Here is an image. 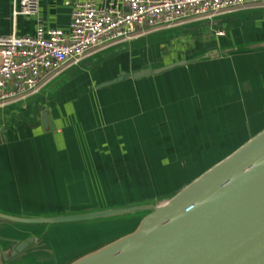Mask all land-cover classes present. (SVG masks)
<instances>
[{
    "label": "crops",
    "instance_id": "obj_1",
    "mask_svg": "<svg viewBox=\"0 0 264 264\" xmlns=\"http://www.w3.org/2000/svg\"><path fill=\"white\" fill-rule=\"evenodd\" d=\"M122 1L39 0L37 15L15 22L12 0H0V36H34L39 24L68 33L75 5ZM261 44L260 6L172 28L140 27L132 40L101 48L1 106L0 210L70 213L177 195L264 131ZM212 52L219 55L191 61ZM183 60L191 62L118 82ZM0 223L2 241L35 236L29 226ZM47 244L25 257L55 264Z\"/></svg>",
    "mask_w": 264,
    "mask_h": 264
},
{
    "label": "water",
    "instance_id": "obj_2",
    "mask_svg": "<svg viewBox=\"0 0 264 264\" xmlns=\"http://www.w3.org/2000/svg\"><path fill=\"white\" fill-rule=\"evenodd\" d=\"M214 53L191 61L219 55ZM190 62L126 74L118 82L148 79ZM131 219H140L134 231L70 264H264V131L170 198L70 213L0 210V222L47 230ZM34 243L32 238L14 248L11 258ZM4 261L9 262L6 253Z\"/></svg>",
    "mask_w": 264,
    "mask_h": 264
},
{
    "label": "built area",
    "instance_id": "obj_3",
    "mask_svg": "<svg viewBox=\"0 0 264 264\" xmlns=\"http://www.w3.org/2000/svg\"><path fill=\"white\" fill-rule=\"evenodd\" d=\"M253 6L264 7V0H123L104 8L77 4L68 33L39 24L34 36H0V107L37 92L47 79L101 48L132 40L140 27L172 28ZM38 8L39 0H12L13 20L35 16Z\"/></svg>",
    "mask_w": 264,
    "mask_h": 264
},
{
    "label": "rangeland",
    "instance_id": "obj_4",
    "mask_svg": "<svg viewBox=\"0 0 264 264\" xmlns=\"http://www.w3.org/2000/svg\"><path fill=\"white\" fill-rule=\"evenodd\" d=\"M139 222L140 220H123L87 223L56 226L49 230L46 227L31 228H34L35 236L40 238L38 244L43 242V244L50 245L51 249L49 250L54 259L56 258L55 264H70L103 245L132 232L138 227ZM64 256L66 258L63 260Z\"/></svg>",
    "mask_w": 264,
    "mask_h": 264
},
{
    "label": "flooded vegetation",
    "instance_id": "obj_5",
    "mask_svg": "<svg viewBox=\"0 0 264 264\" xmlns=\"http://www.w3.org/2000/svg\"><path fill=\"white\" fill-rule=\"evenodd\" d=\"M34 238L35 239V243L26 251L24 252L22 255H19L15 258H11L12 256V252L13 249L18 247L19 245L27 242L28 240ZM40 240V238L38 236H30L24 240H18V241H14V242H8V241H2L0 240V247L3 250L2 251V259H3V264H34V260L30 259V258H26L25 256L27 255V253L34 248V246H36L38 244V241ZM8 252V253H6ZM4 253L7 254V257L9 258V262L5 263L4 261ZM56 259V258H55ZM55 259L53 261V263L55 262Z\"/></svg>",
    "mask_w": 264,
    "mask_h": 264
},
{
    "label": "trees",
    "instance_id": "obj_6",
    "mask_svg": "<svg viewBox=\"0 0 264 264\" xmlns=\"http://www.w3.org/2000/svg\"><path fill=\"white\" fill-rule=\"evenodd\" d=\"M2 226H3V224H2V223H0V229L2 228Z\"/></svg>",
    "mask_w": 264,
    "mask_h": 264
}]
</instances>
